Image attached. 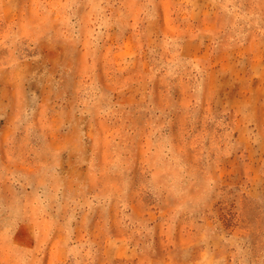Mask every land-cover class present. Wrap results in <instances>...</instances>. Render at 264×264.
I'll list each match as a JSON object with an SVG mask.
<instances>
[{"label":"rangeland","instance_id":"1","mask_svg":"<svg viewBox=\"0 0 264 264\" xmlns=\"http://www.w3.org/2000/svg\"><path fill=\"white\" fill-rule=\"evenodd\" d=\"M0 264H264V0H0Z\"/></svg>","mask_w":264,"mask_h":264}]
</instances>
